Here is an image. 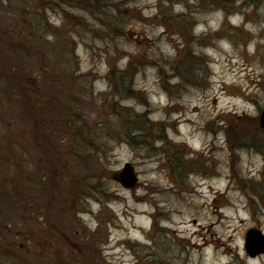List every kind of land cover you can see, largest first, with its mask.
I'll return each instance as SVG.
<instances>
[{
	"label": "rangeland",
	"instance_id": "obj_1",
	"mask_svg": "<svg viewBox=\"0 0 264 264\" xmlns=\"http://www.w3.org/2000/svg\"><path fill=\"white\" fill-rule=\"evenodd\" d=\"M91 1L0 0V264H264V0Z\"/></svg>",
	"mask_w": 264,
	"mask_h": 264
},
{
	"label": "trees",
	"instance_id": "obj_2",
	"mask_svg": "<svg viewBox=\"0 0 264 264\" xmlns=\"http://www.w3.org/2000/svg\"><path fill=\"white\" fill-rule=\"evenodd\" d=\"M98 1L99 0H92L91 4L97 5ZM166 1L170 3L172 0H166ZM197 1H202V0H197ZM215 4H217V3L215 2ZM14 64H15V62H13V63L7 62L4 65H2L0 63V67H1L0 70H2L0 72V76L5 77V79H6L4 82L0 81L1 85H4V86H5V84H7V86L9 85V88L11 89V93L15 92V97L19 101H22V95L21 94L26 95V96L35 97V100H38V98L41 94H38L37 91H40V90H37L35 85H33L31 83L26 84V82L24 81V76H23V73H22L20 66L19 67L17 66V68H16L14 66ZM131 65H133V62H130V67H131ZM107 79L109 80V84H110L111 89L115 93L123 94V93H128L130 91V88L126 87V84L132 80L131 76H129L128 69L122 70V71L119 70V72H117L115 69H111L108 71ZM55 83H59V80H55ZM7 86H5V88ZM1 88H2V91L5 90V88H3V86H1ZM35 119H36V121L42 120V118L38 115H35ZM248 121H249V123H251L250 119ZM255 126H257V123H255ZM258 126H259V124H258Z\"/></svg>",
	"mask_w": 264,
	"mask_h": 264
},
{
	"label": "water",
	"instance_id": "obj_3",
	"mask_svg": "<svg viewBox=\"0 0 264 264\" xmlns=\"http://www.w3.org/2000/svg\"><path fill=\"white\" fill-rule=\"evenodd\" d=\"M259 126L264 130V109L259 114ZM120 183L126 188H132L137 183V177L132 173V167L126 166L118 175ZM244 249L249 256L264 253V235L257 229H250L246 232Z\"/></svg>",
	"mask_w": 264,
	"mask_h": 264
},
{
	"label": "bare ground",
	"instance_id": "obj_4",
	"mask_svg": "<svg viewBox=\"0 0 264 264\" xmlns=\"http://www.w3.org/2000/svg\"><path fill=\"white\" fill-rule=\"evenodd\" d=\"M194 234L196 236H202L200 233H197V232H195ZM204 244H212V242L211 241H205ZM194 246H195V248L197 247L196 245H194Z\"/></svg>",
	"mask_w": 264,
	"mask_h": 264
}]
</instances>
